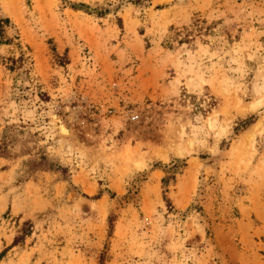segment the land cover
I'll use <instances>...</instances> for the list:
<instances>
[{"label":"rangeland","instance_id":"rangeland-1","mask_svg":"<svg viewBox=\"0 0 264 264\" xmlns=\"http://www.w3.org/2000/svg\"><path fill=\"white\" fill-rule=\"evenodd\" d=\"M7 17L0 264H264V0Z\"/></svg>","mask_w":264,"mask_h":264},{"label":"trees","instance_id":"trees-1","mask_svg":"<svg viewBox=\"0 0 264 264\" xmlns=\"http://www.w3.org/2000/svg\"><path fill=\"white\" fill-rule=\"evenodd\" d=\"M72 8L74 9H81V8H84V7H88V5H85L84 3H80V5L78 6L76 3H72L71 4ZM11 22L10 18H0V35L1 36H5V33H6V27L8 26V24ZM170 181V177H164L163 178V184L166 186L168 185V182ZM100 195V194H99ZM99 197V196H98ZM166 198V201L167 203H169L168 205L170 207H172L171 205V201L170 199L165 196ZM30 225V227H29ZM111 227H112V224H111ZM31 229H32V226L30 223L26 222V226L25 227H22L21 230H20V233L16 235L15 239H14V244H17L19 241H22L27 235H29L31 233ZM6 251L3 250V252L1 253V256L3 255V253ZM103 258H101L102 260Z\"/></svg>","mask_w":264,"mask_h":264},{"label":"bare ground","instance_id":"bare-ground-1","mask_svg":"<svg viewBox=\"0 0 264 264\" xmlns=\"http://www.w3.org/2000/svg\"><path fill=\"white\" fill-rule=\"evenodd\" d=\"M257 108H258V107H257ZM55 117H56V121H57V123L60 124V131H61V133H62L63 135L67 134L68 130H67L66 125L64 124L63 119H62V118H59V117H57V116H55Z\"/></svg>","mask_w":264,"mask_h":264},{"label":"built area","instance_id":"built-area-1","mask_svg":"<svg viewBox=\"0 0 264 264\" xmlns=\"http://www.w3.org/2000/svg\"><path fill=\"white\" fill-rule=\"evenodd\" d=\"M138 117H139V115H132V116H131V118H132L133 120L137 119Z\"/></svg>","mask_w":264,"mask_h":264}]
</instances>
